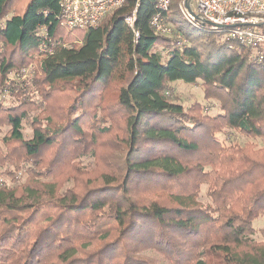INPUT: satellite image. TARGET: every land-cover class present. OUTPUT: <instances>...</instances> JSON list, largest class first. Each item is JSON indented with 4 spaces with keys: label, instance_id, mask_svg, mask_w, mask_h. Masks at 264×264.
<instances>
[{
    "label": "trees",
    "instance_id": "1",
    "mask_svg": "<svg viewBox=\"0 0 264 264\" xmlns=\"http://www.w3.org/2000/svg\"><path fill=\"white\" fill-rule=\"evenodd\" d=\"M137 3L69 29L60 0H0V166L27 176L0 185V264H264V227L254 237L264 216V148L220 137L264 141V60L210 26H195L204 40L185 34L172 4L166 20L188 37L178 45L150 24L157 0H139L132 28L125 17ZM37 55L41 100L7 82ZM114 80L122 84L104 105ZM174 81L201 83L218 112L173 100ZM9 87L15 100L6 103ZM68 87L76 99L58 105L64 123L32 116ZM105 135L115 146L106 155ZM104 156L99 182L85 181L83 191L58 182Z\"/></svg>",
    "mask_w": 264,
    "mask_h": 264
},
{
    "label": "built area",
    "instance_id": "2",
    "mask_svg": "<svg viewBox=\"0 0 264 264\" xmlns=\"http://www.w3.org/2000/svg\"><path fill=\"white\" fill-rule=\"evenodd\" d=\"M124 2L60 0L61 24L69 29L95 27L106 15L123 6ZM172 3L173 0H157L158 12L150 22L157 33L175 35L166 20ZM138 6L139 0L137 6L125 17L126 24L132 28L135 27ZM178 7L189 23L201 28L210 26L211 31L223 32L226 39L250 47L253 59L264 60V0H179ZM134 31L138 36L139 33ZM176 37L178 45L187 43L183 35L178 34Z\"/></svg>",
    "mask_w": 264,
    "mask_h": 264
},
{
    "label": "rangeland",
    "instance_id": "3",
    "mask_svg": "<svg viewBox=\"0 0 264 264\" xmlns=\"http://www.w3.org/2000/svg\"><path fill=\"white\" fill-rule=\"evenodd\" d=\"M178 2L179 0H173V9H172V14L174 16V19L178 22H180V29L185 33V34H191L192 36H197L201 35L202 40H204L205 37H207V34L205 31L200 30L195 27L194 24H191L188 22V20L184 17V15L181 13L179 7H178ZM106 18V17H105ZM105 18L101 21V23L105 20ZM170 26H172L174 36H169V37H175L176 35L180 34L185 37V39L188 41V37L182 33L180 30H178V26L176 23L172 21H167ZM221 38L220 39H226L225 34H220ZM167 36V35H166ZM70 44H73L72 42H69ZM80 44V42H77V46ZM42 59L41 55H37L31 63H29L27 66L23 67L21 70L18 71H12L8 78L7 82L9 85H17L19 87H22L23 90L28 93L31 98L35 99H43L42 98V93L37 92V86L34 84L35 79L38 77L39 73H37V68L39 67L37 63L40 62ZM18 83V84H16ZM122 84L121 81L119 80H114L112 82L108 89L104 93V105L112 104V102L116 98V93L118 91L119 86ZM170 91L169 95L173 100L177 101L178 103H181L186 109L190 108L194 103L200 102L206 106V110L211 114L214 115L218 112L219 110V105L215 100H210L205 98L204 96V91L201 83H196V84H190V83H185L183 81H174L170 83ZM53 96L51 97L52 102L48 103V106H45V108H41L39 111H35L32 113V116H41V118H46V117H51L53 120V124L59 123L61 124L63 121V118L61 117L57 107L63 106V109H67L70 104H72L73 101L76 99V91L75 89H72L68 87L67 89L64 88L62 90L54 91ZM4 100L6 103L12 102L15 100L12 90L9 89L4 92L3 94ZM59 113V114H58ZM101 114V112H100ZM64 123V121H63ZM54 126V125H53ZM7 127H5L3 133H5L7 130ZM88 132H91L90 129L86 128ZM24 134L26 138L31 137L32 135V127L30 120L24 123ZM220 137L226 141V143H229L231 140H237L241 142L242 144H247L249 142H254L257 144L255 146V150L259 151V149L264 148V141L261 139H251L249 137H245L241 134H238V132H229L228 134H220ZM109 136L105 135L101 137V140L103 141V147H102V153L105 151H110L112 152L115 148L114 147H109L107 144L109 140ZM227 139V140H226ZM264 153V151H262ZM260 155V154H259ZM105 156L103 160L96 162L94 161L91 164H88L89 162L81 163L74 167L70 172H68L65 176H62L58 182L62 184L61 182L64 181L66 186H69L70 188H74L77 191H83L85 188V181H94L99 182L101 180V177L99 176L101 171H104L105 167ZM8 171H13L14 174L9 175L5 172V170ZM17 168L9 163H4L0 166V180L2 181L1 184L4 182L9 184V185H14V184H24L26 182L27 176L23 177L21 179L22 175L17 177V173L15 175V172ZM2 186V185H1ZM63 186V185H62ZM84 188V189H83ZM202 200L207 201V197L205 196V188L204 192L201 197ZM255 228H256V233L254 237L257 240H261L262 237L260 235L259 229L264 227V216L259 217L255 222ZM152 254V253H151Z\"/></svg>",
    "mask_w": 264,
    "mask_h": 264
},
{
    "label": "water",
    "instance_id": "4",
    "mask_svg": "<svg viewBox=\"0 0 264 264\" xmlns=\"http://www.w3.org/2000/svg\"><path fill=\"white\" fill-rule=\"evenodd\" d=\"M207 24H211L210 22H207Z\"/></svg>",
    "mask_w": 264,
    "mask_h": 264
}]
</instances>
